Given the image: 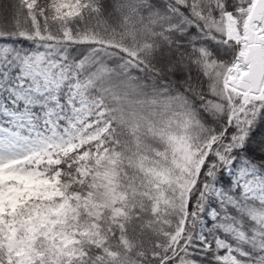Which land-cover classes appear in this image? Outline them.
Returning a JSON list of instances; mask_svg holds the SVG:
<instances>
[{
	"label": "snow or ice",
	"instance_id": "obj_1",
	"mask_svg": "<svg viewBox=\"0 0 264 264\" xmlns=\"http://www.w3.org/2000/svg\"><path fill=\"white\" fill-rule=\"evenodd\" d=\"M0 264H264V0H0Z\"/></svg>",
	"mask_w": 264,
	"mask_h": 264
}]
</instances>
